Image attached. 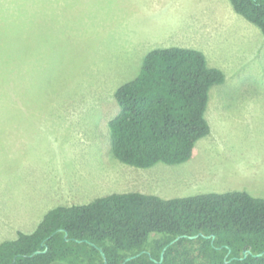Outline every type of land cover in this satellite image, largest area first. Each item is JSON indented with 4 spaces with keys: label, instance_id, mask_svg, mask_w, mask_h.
I'll return each instance as SVG.
<instances>
[{
    "label": "rangeland",
    "instance_id": "obj_1",
    "mask_svg": "<svg viewBox=\"0 0 264 264\" xmlns=\"http://www.w3.org/2000/svg\"><path fill=\"white\" fill-rule=\"evenodd\" d=\"M223 1L233 12L221 16ZM0 36L34 54L11 81L0 71V243L55 207L112 194L264 198V34L230 0H0ZM160 47L203 52L226 80L191 160L140 169L115 157L109 123L116 91Z\"/></svg>",
    "mask_w": 264,
    "mask_h": 264
},
{
    "label": "trees",
    "instance_id": "obj_2",
    "mask_svg": "<svg viewBox=\"0 0 264 264\" xmlns=\"http://www.w3.org/2000/svg\"><path fill=\"white\" fill-rule=\"evenodd\" d=\"M230 2L264 34V0ZM12 39L0 36L4 80L16 74V64L34 57L11 50ZM225 80L198 50L149 52L140 74L115 94L120 112L109 123L115 157L140 169L190 161L197 143L211 133L205 117L210 91ZM130 257L135 258L126 262ZM55 262L264 264V199L244 191L173 199L112 194L86 205L55 207L33 233L0 243V264Z\"/></svg>",
    "mask_w": 264,
    "mask_h": 264
},
{
    "label": "crops",
    "instance_id": "obj_3",
    "mask_svg": "<svg viewBox=\"0 0 264 264\" xmlns=\"http://www.w3.org/2000/svg\"><path fill=\"white\" fill-rule=\"evenodd\" d=\"M222 5V6H221ZM220 7H221V11H220V14H221V16L224 14V12H233V10L231 9V7L227 4V2L226 1H223V3L222 2H220V5H219ZM233 7V6H232ZM234 9V8H233ZM235 11V10H234ZM228 14V13H227ZM189 22H190V20L188 19V21L185 23V28H186V25L187 24H189ZM199 23H201L200 24V27L202 28V29H204V30H208V31H210V30H214L213 28H211V27H209V26H206L203 22H202V19H200L199 20ZM217 23L216 22H212V25L214 26V25H216ZM220 27V26H219ZM160 48H171V47H160ZM160 48H157V49H160ZM155 50V49H154ZM231 192H233V191H231ZM245 192V191H244ZM248 193V192H247ZM250 194V193H249ZM251 195V194H250ZM252 196V195H251ZM254 197V196H253ZM256 198V197H255ZM264 199V198H263ZM49 212V211H48Z\"/></svg>",
    "mask_w": 264,
    "mask_h": 264
},
{
    "label": "water",
    "instance_id": "obj_4",
    "mask_svg": "<svg viewBox=\"0 0 264 264\" xmlns=\"http://www.w3.org/2000/svg\"><path fill=\"white\" fill-rule=\"evenodd\" d=\"M197 237H198V236L189 237V238H190V239H196ZM179 239H180V238H178L177 240H179ZM174 242H175V241H174ZM174 242H173V243H174ZM173 243H172V244H173ZM46 250H47V249H46ZM46 250H45V251H46ZM166 250H167V248L164 249L163 254H162V258H163V256H164ZM39 253H40V251H37L35 254H39ZM248 253H249L248 251L245 252V258L247 257ZM103 256L105 257L104 253H103ZM259 256H262V254L259 255ZM133 258H135V257H130V258H128V259L126 260V262L132 260ZM106 262H107V260H106Z\"/></svg>",
    "mask_w": 264,
    "mask_h": 264
}]
</instances>
